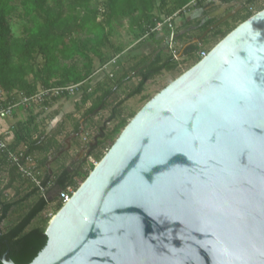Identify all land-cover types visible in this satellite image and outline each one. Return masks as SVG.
<instances>
[{
  "label": "water",
  "instance_id": "1",
  "mask_svg": "<svg viewBox=\"0 0 264 264\" xmlns=\"http://www.w3.org/2000/svg\"><path fill=\"white\" fill-rule=\"evenodd\" d=\"M45 234L29 264H264V10L144 104Z\"/></svg>",
  "mask_w": 264,
  "mask_h": 264
},
{
  "label": "trees",
  "instance_id": "2",
  "mask_svg": "<svg viewBox=\"0 0 264 264\" xmlns=\"http://www.w3.org/2000/svg\"><path fill=\"white\" fill-rule=\"evenodd\" d=\"M10 1L0 0V89L7 94L22 92L25 95H33L41 88L78 83H83L79 91L82 89L86 91V85L95 72L94 59L89 54L101 57L96 49L98 46H108L114 51H122L121 48L115 47L117 45L105 32V27H110L113 20L128 23L132 29L138 31L137 37H141L140 39H150L156 36L151 30L158 22L176 13L178 16L184 7L196 0H71L73 3L71 9L62 3L48 6L46 0H22L26 24L22 28L21 37L11 35L9 19L12 17L13 6L10 5ZM254 1L238 0L239 4ZM202 4L203 0H199L198 6ZM98 10H102L103 13L99 14ZM99 16L103 19L99 20ZM249 16V14L242 16L239 12L235 19L242 23ZM214 21L209 19L204 22L201 30L206 31ZM222 26L225 29L216 27L211 32V37L216 41L222 40L234 29L226 22ZM198 51H200L198 45L191 48L194 63L197 62ZM74 60L82 61V64L68 65ZM176 67L177 61L171 55L164 56L162 52H158L144 69L135 73L140 79L123 99L115 98L118 85L108 88L96 97L82 121L89 118L88 116L98 108H111L108 122L115 120L127 100L142 95L149 80L163 72H173ZM88 100L89 97L86 95L81 104ZM133 116L131 115L129 119ZM129 119H120L112 129L102 126L95 141L96 145L88 148L85 158L92 157L97 148L109 149ZM32 124L37 128L34 115H30L23 123L14 125L15 140L9 143L10 148L14 150L25 145L26 152L34 156L59 154L62 143L55 139L58 133L41 131L32 139L30 137ZM83 124L76 123L73 130L79 131ZM102 157L103 153H99L95 158L99 161ZM36 160L44 171L45 180L52 181L54 188L64 189L67 185H75L78 178L83 182L89 175L88 172H82L80 168L74 166H62L53 171L47 169V159ZM0 182L3 183L0 190V264H3L1 261L3 256L15 264H29L48 240L45 230L49 220L45 219L40 225H33V222L50 203L57 200L48 202L47 199L40 197L37 190L17 173L15 166L3 155L0 156ZM16 184L21 186L25 184L29 191L20 197V189L15 187ZM10 190H14L13 195H10ZM61 207V203L58 202L54 208L58 211ZM12 214L16 216L14 222L3 229V224Z\"/></svg>",
  "mask_w": 264,
  "mask_h": 264
},
{
  "label": "rangeland",
  "instance_id": "3",
  "mask_svg": "<svg viewBox=\"0 0 264 264\" xmlns=\"http://www.w3.org/2000/svg\"><path fill=\"white\" fill-rule=\"evenodd\" d=\"M21 1L22 0L10 1V5L13 6V13L12 17L9 19V23L11 26V35L13 37H21L22 28L26 24L23 17ZM198 1L199 0L191 2L185 7L184 11L174 18V41L176 43L174 51L179 57L175 70L173 72H163L159 76L149 80L144 86L142 95L127 100L121 107V113L117 115L115 120L108 122L111 108H98L92 115L88 116L89 118L82 121L86 111L91 105H93L96 97L101 95L103 91L118 85L115 98L116 100L123 99L124 96L137 85L140 79L135 76V73L144 69L147 63L154 59L158 52H162L164 56L170 55L167 46L168 31L166 29L155 32L156 36L153 38L140 39L141 37H137L138 31L132 29L128 23H125L124 21L113 20L110 27H105V32L110 40L117 45L115 47L121 48L122 51H114L108 46H98L96 49L102 55L101 57L97 58L91 53L89 54L94 59L95 72L88 81L89 83L86 85V91L82 89L77 91L74 96H69L68 98L73 101L75 100L81 108H76L75 110H71V112L63 113V115L60 116L51 127V131L54 134L58 133V141L62 143L60 153H54L51 156L40 154L35 155L40 161L47 159V169L55 171L62 166H74V168H80L82 172L86 171L89 174L93 167L88 157L85 158L87 154L86 151L89 147L96 145L95 138L98 137L99 130L102 126L105 125L107 129H112L114 124L120 119H129L131 115H135L152 97L192 68L196 64L194 63L195 60L193 56H191L193 55V53H191V48H193L194 45H198L200 50H211L219 42L211 37V32L214 28L220 27L221 29H225V27L222 26L225 22L234 28L240 24V21L235 19L237 14H233V9H231L224 14L225 16H220L214 19L215 21L212 25L214 28L211 26L206 31L201 30V26L207 15L210 12L218 10H214L216 7L211 6L216 0H203L201 6H198ZM56 3H62L68 9L73 7L71 0H46L48 6H53ZM200 9L203 10L202 15L199 18H191L194 16V12ZM98 13L100 14L103 12L102 10H98ZM101 19H103V17L99 16V20ZM107 63H110L109 67L112 69L113 77H108L103 71H98L100 66L103 67ZM72 64L81 65L82 61L74 60L68 63V65ZM86 95L89 97V100L82 105L81 100ZM26 111L29 113V116H33L34 111L32 109ZM54 112V110L44 111V108L43 110L38 111L40 114L44 113L41 117L44 124L42 129L49 126L50 120L52 119L50 116L53 115L52 113ZM78 122H83L84 124L79 131H74L73 127ZM30 129L32 131L30 135L32 139L42 131V129L40 131V129L35 128L33 124L30 126ZM23 147H25V145H23ZM106 152L107 150L105 148H97L92 158L96 160L95 157L97 154L103 153L104 156ZM77 183L82 184L81 178L77 179ZM15 187L20 189V197L22 194L24 195L29 191L25 184L22 186L21 184H16ZM2 188L3 183L0 182V190H2ZM9 193L10 195H13L14 190H10ZM54 207L55 205L50 203L45 211L33 222V225H40L45 219L50 220L57 213V210H55ZM15 218L16 216L14 214L10 215L3 224V229H6L11 223H13Z\"/></svg>",
  "mask_w": 264,
  "mask_h": 264
},
{
  "label": "built area",
  "instance_id": "4",
  "mask_svg": "<svg viewBox=\"0 0 264 264\" xmlns=\"http://www.w3.org/2000/svg\"><path fill=\"white\" fill-rule=\"evenodd\" d=\"M188 6V5H187ZM186 6V7H187ZM242 10L240 14L247 15L249 18L260 11L264 10V0H255L252 3H247L242 5ZM185 10V7L182 11ZM177 13L167 17L162 22H158L156 26L151 30V32L161 31L166 29L168 31V43L167 46L170 51V55L176 60L179 57L174 51L175 48V26L174 18ZM210 50H200L196 53V60L198 63L200 60L205 58ZM110 63L103 66L99 71H103L108 77H113L112 69L109 67ZM111 69V70H110ZM83 83L68 85V86H58L50 88H41L33 95H25L22 92H14L7 94L2 89H0V156L3 155L8 162L15 166L17 173L25 180H27L38 192L40 197L48 199L52 194L55 193L54 184L52 181L45 180L43 170L38 166L36 157L32 154L26 152V147H20L17 149H12L9 143L6 141V135L8 130L4 131L1 125L7 119L12 118L15 113L19 110H30L48 111L49 105L54 102V99H63L66 96H74ZM48 105V106H47ZM108 151V149H106ZM93 168L100 161L94 160L92 157H88ZM80 183L75 185H67L64 189H61L58 196L55 198L57 201L53 204L60 202L61 205H65L76 192Z\"/></svg>",
  "mask_w": 264,
  "mask_h": 264
},
{
  "label": "crops",
  "instance_id": "5",
  "mask_svg": "<svg viewBox=\"0 0 264 264\" xmlns=\"http://www.w3.org/2000/svg\"><path fill=\"white\" fill-rule=\"evenodd\" d=\"M241 5L243 4H239L238 0H216L214 4H212L211 6L216 7L214 10H218V11L210 12L207 15L206 19L204 20V22L209 19H215L220 16H225L224 14L226 12H228L231 9L238 10L240 9ZM202 13H203V10L200 9L194 12V16L191 18H194V19L199 18L202 15ZM76 108L80 109L81 107L80 105L78 106V103H76L75 100L73 101L67 98H63V100L62 99L56 100L54 103L49 105V108H48V111H51V110L55 111L54 113H52L53 115L50 116V118L52 119L50 120L49 126L42 129L44 124H43L41 117L43 116L44 113L40 114L38 113V111L33 112L34 123L37 125V128L40 129V131L42 129V131H47V133H50V132L52 133L51 127L55 124L58 118L62 116L63 113L71 112V110L73 109L75 110ZM27 116L29 117V113L26 110L25 111L19 110L15 113V115L12 118L7 119L6 121L3 122V124L1 125V128L4 131L8 130V134L6 135V138H5L8 143H12L15 140L14 125L20 122L23 123L26 120V118H28ZM55 139L58 140V136H56Z\"/></svg>",
  "mask_w": 264,
  "mask_h": 264
},
{
  "label": "flooded vegetation",
  "instance_id": "6",
  "mask_svg": "<svg viewBox=\"0 0 264 264\" xmlns=\"http://www.w3.org/2000/svg\"><path fill=\"white\" fill-rule=\"evenodd\" d=\"M242 7H243V6L241 5V6H240V9H238V10H233L232 13L236 15L237 13H239V12L242 10Z\"/></svg>",
  "mask_w": 264,
  "mask_h": 264
}]
</instances>
